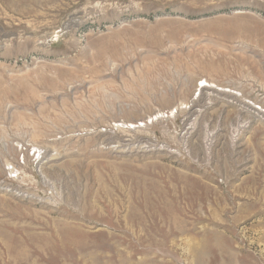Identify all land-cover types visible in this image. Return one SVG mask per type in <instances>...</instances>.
<instances>
[{"label": "rangeland", "instance_id": "obj_1", "mask_svg": "<svg viewBox=\"0 0 264 264\" xmlns=\"http://www.w3.org/2000/svg\"><path fill=\"white\" fill-rule=\"evenodd\" d=\"M201 80L264 102V0H0V264H264V113Z\"/></svg>", "mask_w": 264, "mask_h": 264}, {"label": "bare ground", "instance_id": "obj_2", "mask_svg": "<svg viewBox=\"0 0 264 264\" xmlns=\"http://www.w3.org/2000/svg\"><path fill=\"white\" fill-rule=\"evenodd\" d=\"M199 82H202V87L203 88H201V91H204V90H206V89H210V88H206V87H211V88H214V89H217V90H219V91H225V92H223V93H226V94H231L232 96H234L235 98H245V100H249V103H251V110H249L250 111V113L251 114H253V117L254 118H257V113H264V112H262V111H258L259 110V106H254L253 105V103H255L257 100H259V99H254V100H252L253 99V96L250 94V93H247V94H244V92H242L239 88H233V87H227V88H223V87H219L216 83H210L209 81H207V80H201V81H199ZM222 86V85H221ZM197 87L199 88V84L197 85ZM238 93H240V94H238ZM247 100V101H248ZM252 101V102H251ZM260 105H262V104H260ZM164 113L165 112H158L157 113V118L156 119H158V118H163L164 119ZM170 116V115H169ZM168 117V116H167ZM172 117V116H171ZM128 125H126V124H124L123 123V125H125V127L128 129V130H132V129H134V128H136V126H131V124H129V122L127 123ZM119 126V125H118ZM121 126V125H120ZM34 148L35 149H38V151H39V153H41V151H42V148H37L36 146H34ZM40 155V154H39ZM38 155V156H39ZM47 155V154H46ZM34 157H36V154H34ZM18 172V169H16L15 167H14V169L12 170V171H10V172ZM18 179H20V178H18ZM17 179V180H18ZM116 191V190H115ZM120 190H118L117 191V193H120L119 192ZM121 195V194H120ZM108 196V195H107ZM123 197V196H122ZM110 198H112V197H110ZM119 199V198H118ZM122 200H123V198H122ZM119 204H120V206H119V209H121L122 208V201L120 200L119 201ZM116 213H118L119 214V212H117L116 211Z\"/></svg>", "mask_w": 264, "mask_h": 264}, {"label": "built area", "instance_id": "obj_3", "mask_svg": "<svg viewBox=\"0 0 264 264\" xmlns=\"http://www.w3.org/2000/svg\"><path fill=\"white\" fill-rule=\"evenodd\" d=\"M200 86V88H202V85L200 84L199 85ZM249 101V100H248ZM252 102V101H251ZM260 104H262V105H260ZM253 105L254 106H259L258 108H259V110L258 111H262V112H264V102H261L260 100H257L255 103H253ZM23 150H24V148H23ZM32 151H34L33 153L34 154H36V157H38V155L40 154H42V153H39V151H38V149H35V148H33V150ZM23 157H24V155H23ZM14 169V167H12L10 170L12 171ZM11 173V172H10ZM13 173H18V172H13ZM13 173H11V174H13ZM16 176H18V174L17 175H15L14 177H16Z\"/></svg>", "mask_w": 264, "mask_h": 264}]
</instances>
